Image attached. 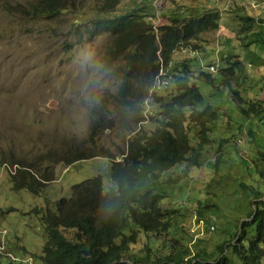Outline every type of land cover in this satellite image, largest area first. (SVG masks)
Returning <instances> with one entry per match:
<instances>
[{
	"label": "rangeland",
	"instance_id": "rangeland-1",
	"mask_svg": "<svg viewBox=\"0 0 264 264\" xmlns=\"http://www.w3.org/2000/svg\"><path fill=\"white\" fill-rule=\"evenodd\" d=\"M252 1L161 0L160 8L159 0H121L118 8L107 15L113 17L137 10L154 27L169 24L174 17L203 16L212 11L221 15L220 29L202 34L197 44L198 50L209 54L203 55V64L214 66L210 73L215 79L214 85L199 81L198 86L206 100L219 108L220 116L215 122L220 125L212 131L205 151V164L192 169L186 178L167 189L169 198L163 206L177 211L176 228L153 244L141 234L124 262L144 261L149 256L157 261L171 252L175 254L180 247L187 253L185 264L198 254L215 260L221 255L217 246L235 234L239 222L251 219L248 214L252 193L245 192L241 182L256 191H264L259 174L264 164L256 159L264 152V46L257 42L264 38V0H256V7L251 5ZM31 2L3 0L0 3V257L11 258V253L22 256L27 250L25 264H33L32 258L37 259L46 242L44 224L40 215L34 214V208L45 211L49 207L55 212L56 203L70 198L75 185L97 176L102 177L106 191L114 187L109 158L95 157L70 166L66 162L77 157L78 151L93 150L89 137L94 111L104 106L107 118H113L118 91L115 76L104 70V58L113 44V35L101 33L90 37L84 28L96 19L95 1L79 2L50 21L7 13V7L12 10L16 7L20 12ZM157 14L160 19L156 18ZM241 17L254 19L250 30L243 29ZM77 26L83 37L74 33ZM185 51L178 50L169 71L162 69L161 74L172 76L182 70L186 61L194 59L191 52ZM226 56L244 63L243 71L232 81L233 89L243 98V102L239 99L237 102L245 109L256 105L257 111L243 113L223 86L219 71ZM200 70L193 66L195 83ZM163 82L152 93L169 94L170 87ZM145 107L147 121L142 127L150 132L157 126L155 121L161 108L151 98ZM138 130L142 131L140 126ZM117 135L116 131L104 132L97 147L120 161L128 138ZM199 142L198 132L194 131L191 145ZM32 165L39 179L49 180L40 196L13 188L12 176ZM184 167L163 172L160 186L169 179L176 181ZM64 233L72 239L73 232ZM232 241L236 243V239ZM231 246L230 243L224 255L234 264H242ZM2 258L0 261H4Z\"/></svg>",
	"mask_w": 264,
	"mask_h": 264
},
{
	"label": "trees",
	"instance_id": "trees-1",
	"mask_svg": "<svg viewBox=\"0 0 264 264\" xmlns=\"http://www.w3.org/2000/svg\"><path fill=\"white\" fill-rule=\"evenodd\" d=\"M94 1L96 19L84 28L90 37L101 33H111L114 37L104 58V70L111 72L118 83L114 97L115 115L108 119L105 107L99 106L94 111L89 137L94 144L93 150L90 153L78 151L76 154L79 155L69 158L71 161L66 164L70 166L95 157L109 158L114 187L106 191L102 177L97 176L75 185L70 198L56 203L55 212L49 207L45 211L34 208V214L40 215L44 224L46 242L37 259L31 257L33 264H185L184 255L187 253L182 247L175 254L171 252L157 261L151 260L150 256L144 261L132 263L123 260L130 247L138 243L141 234H145L149 244H153L176 228L177 211L163 206V202L169 198L167 189L186 178L192 169L205 164V151L210 144L212 131L220 125L215 123L220 116L219 108L206 100L198 86L199 81L214 85L215 79L210 73L214 66L203 64V55L209 54L198 50L197 44L202 34L220 29L221 15L212 11L203 16L174 17L169 24L155 28L137 10L107 16L118 8L121 0ZM79 2L85 3L84 0H33L20 12L16 7L13 10L7 7V13L50 21L64 15ZM241 20L243 29L250 30L254 19L241 17ZM74 33L84 36L78 26ZM263 39L257 41L260 46H264ZM180 49L191 52L194 59L186 61L182 70L172 74L173 78L162 75V69L168 70L172 66L173 56ZM221 61L219 76L225 89H228L243 113L257 111L256 105L247 109L241 107L242 103L237 100L243 102V98L232 87V81L243 71L244 63L234 56H226ZM194 65L202 68L197 83L194 82ZM162 80L166 87H170V93L166 96L152 93ZM150 98L160 106L161 113L156 118L155 129L148 132L142 126L147 121L145 104ZM139 126L142 131L138 130ZM106 131H116L119 138H128L126 151L121 157L119 155L120 161L109 151H98L97 142ZM194 131L198 132L200 139L196 146L191 145ZM244 131L246 133V129ZM258 158L257 162L264 164V152L258 154ZM180 165L185 167L178 179H169L164 186H160V175ZM17 174L12 176L15 191L28 190L40 196L48 186L46 182L49 180L39 179L33 165L19 170ZM259 174L264 182V168L260 167ZM244 183L241 182V188L252 193L251 212L248 214L251 219L239 222L235 234L217 246L221 253L218 258L211 260L206 254H198L188 264H234L224 255L230 243L234 255L242 264H264V191H256ZM198 212L202 215L201 209ZM64 231L73 232L72 239ZM234 239L235 244L232 243ZM150 250L151 247L147 245V251ZM22 254L12 253L15 260L22 261L0 257L4 260L0 264H25L23 259L27 258V250Z\"/></svg>",
	"mask_w": 264,
	"mask_h": 264
},
{
	"label": "clouds",
	"instance_id": "clouds-1",
	"mask_svg": "<svg viewBox=\"0 0 264 264\" xmlns=\"http://www.w3.org/2000/svg\"><path fill=\"white\" fill-rule=\"evenodd\" d=\"M159 7L161 8V0H159ZM251 5L253 6V7H256L257 6V1L256 0H253L252 2H251ZM157 19H160V15L159 14H157V17H156ZM155 28H157V27H155ZM12 254V253H11ZM10 257L11 258H13L14 260H15V258L13 257V255H10ZM17 260H20V259H17ZM16 261V260H15Z\"/></svg>",
	"mask_w": 264,
	"mask_h": 264
},
{
	"label": "built area",
	"instance_id": "built-area-1",
	"mask_svg": "<svg viewBox=\"0 0 264 264\" xmlns=\"http://www.w3.org/2000/svg\"><path fill=\"white\" fill-rule=\"evenodd\" d=\"M211 70L214 71V67H212Z\"/></svg>",
	"mask_w": 264,
	"mask_h": 264
}]
</instances>
